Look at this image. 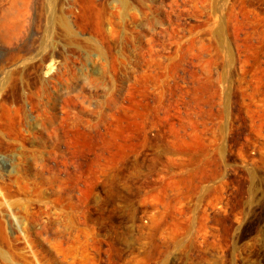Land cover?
<instances>
[{"label": "rangeland", "instance_id": "374dc122", "mask_svg": "<svg viewBox=\"0 0 264 264\" xmlns=\"http://www.w3.org/2000/svg\"><path fill=\"white\" fill-rule=\"evenodd\" d=\"M0 264H264V0H0Z\"/></svg>", "mask_w": 264, "mask_h": 264}, {"label": "trees", "instance_id": "16d2710c", "mask_svg": "<svg viewBox=\"0 0 264 264\" xmlns=\"http://www.w3.org/2000/svg\"><path fill=\"white\" fill-rule=\"evenodd\" d=\"M256 226V223L254 221L250 222V224H248L247 229L248 230H253Z\"/></svg>", "mask_w": 264, "mask_h": 264}]
</instances>
